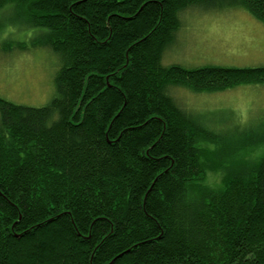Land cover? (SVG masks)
I'll return each mask as SVG.
<instances>
[{
    "label": "trees",
    "instance_id": "trees-1",
    "mask_svg": "<svg viewBox=\"0 0 264 264\" xmlns=\"http://www.w3.org/2000/svg\"><path fill=\"white\" fill-rule=\"evenodd\" d=\"M7 7L60 68L47 106L0 98V264H264V129L217 132L169 95L264 68L162 66L189 8L264 24V0H0V34Z\"/></svg>",
    "mask_w": 264,
    "mask_h": 264
},
{
    "label": "rangeland",
    "instance_id": "rangeland-1",
    "mask_svg": "<svg viewBox=\"0 0 264 264\" xmlns=\"http://www.w3.org/2000/svg\"><path fill=\"white\" fill-rule=\"evenodd\" d=\"M1 13L6 26L5 33L0 34V98L16 105L43 108L55 97L54 79L60 60L48 48H29L36 30L17 22L9 24L14 16L10 7ZM180 18L181 28L164 52L163 67L264 68V24L245 10L192 7ZM4 44H26L28 49L14 47L4 52ZM169 95L188 114L217 132L240 135L264 129V86L244 85L208 94L174 87Z\"/></svg>",
    "mask_w": 264,
    "mask_h": 264
}]
</instances>
